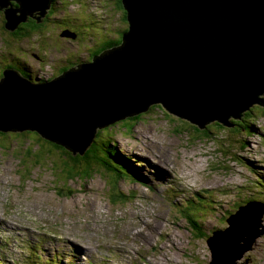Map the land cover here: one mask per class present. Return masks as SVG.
I'll return each instance as SVG.
<instances>
[{
    "label": "rangeland",
    "instance_id": "rangeland-1",
    "mask_svg": "<svg viewBox=\"0 0 264 264\" xmlns=\"http://www.w3.org/2000/svg\"><path fill=\"white\" fill-rule=\"evenodd\" d=\"M115 1H53L54 18H78L74 28L82 35L77 41H55L59 47L49 43L48 53L37 50L36 36H11L0 11V76L18 55L42 83L59 73V61L83 60L114 36L111 30L125 26ZM48 28L56 37L58 30ZM257 106L251 116L248 110L229 119L231 127L211 122L199 129L161 106L117 123L111 137L128 156L130 176H109L94 166L68 177L69 167L63 166L68 150L26 130L0 135V263L217 262L207 241L226 230L238 210L256 214L264 205V111ZM245 201L256 204L245 206ZM188 215L201 218L197 228ZM259 229L264 231V214ZM235 263L264 264V233Z\"/></svg>",
    "mask_w": 264,
    "mask_h": 264
},
{
    "label": "water",
    "instance_id": "water-1",
    "mask_svg": "<svg viewBox=\"0 0 264 264\" xmlns=\"http://www.w3.org/2000/svg\"><path fill=\"white\" fill-rule=\"evenodd\" d=\"M10 1L0 0L9 31L27 15L45 13L50 3L15 0L13 8ZM121 1L128 29L119 46L41 84L13 69L3 71L0 132H37L72 155H84L97 129L151 105L199 129L211 122L231 127L230 118L260 106L264 0ZM259 206L256 214L238 210L227 220L229 227L207 241L217 259L210 264H233L251 249L264 233V205Z\"/></svg>",
    "mask_w": 264,
    "mask_h": 264
},
{
    "label": "trees",
    "instance_id": "trees-1",
    "mask_svg": "<svg viewBox=\"0 0 264 264\" xmlns=\"http://www.w3.org/2000/svg\"><path fill=\"white\" fill-rule=\"evenodd\" d=\"M16 5H18V3L15 0L10 1L11 7L17 8ZM52 6H53L52 4L49 5L48 9L43 14H39V13L36 14L35 12H33L30 15H27L25 20L20 21L13 31L7 30L5 28V23H3V28L5 30L11 32L10 33L11 36H18L19 39H21L22 37L30 39L31 37L36 36L38 38V39H36V41H38L37 50L40 53H48L46 50L50 48L49 43L52 44V41H53V44L57 45L55 43L54 32L49 30V28H48L50 24H52L55 28H58L59 30H61V28H63V27L71 28L74 30L75 23H80L78 21V18L77 19L66 18V19H61V20L55 19L54 16L52 15V13H53L52 12L53 11ZM114 7H116L117 9L122 11V20H123L124 25H125L122 28L123 33H124L128 29V21L126 18L127 11L124 9L121 0H116ZM78 15H80V14L78 13ZM64 30L68 31L69 29H64ZM68 32L75 34V32L72 30H69ZM105 32H107V31H105ZM109 37H111V36H109ZM112 38H114V36ZM112 38H110V39H112ZM46 40H48V42L44 43V41H46ZM122 42H123L122 35L121 36L119 35L118 41L116 43H118L117 45L119 46L120 44H122ZM57 47H58V45H57ZM9 54H12V53H9ZM12 55H18V53L12 54ZM14 61H15L14 65L13 64H9V65L7 64L6 66L15 69L16 71L19 72V74L23 78L32 81L34 79V76L32 74H30L27 71V69H25L24 66H22L27 60L18 55V58L14 59ZM19 62L22 65L19 64ZM35 81H36V79H35ZM155 106H160V105H151L149 108L150 112H151V110L155 109L154 108ZM257 107L259 109H261L262 111H264V96L262 97L260 107H259V105ZM249 111H250V116H251L252 115L251 112L253 113V109L250 108ZM144 114H147V113L144 112V113H141L137 116L128 117L125 120H134V119L139 118L141 115H144ZM230 119H232V118H230ZM216 125H217V128L221 126V124L218 122L215 123L214 126H216ZM113 126L114 125L104 127V130H99L97 132L96 137H95L94 143L91 145L90 148H88L85 151L84 155L78 154L76 156H72L71 152L68 149H66L62 146H59L60 149L64 148V149L69 151V153H67V158L65 160H63L64 168L69 167V170H66L68 177H69V175H72V173L75 169L76 170L79 169V172L82 171L84 174H86L87 172H91L93 170L94 166L102 167L103 172L109 174V176H110V174L116 175L117 173L119 175L122 173L129 175V176L131 175L130 174V168L131 167H129L126 164L127 158H124V156L119 154L120 149H118L117 145L113 142L104 141L101 138V135H103V131L105 132L106 135H108L109 129ZM25 133H29V132H25ZM34 133L36 135H38L36 132H34ZM0 135L1 136H9V134H4L2 132H0ZM16 135L19 136L20 134H16ZM109 143H111V145ZM52 144H53V146L55 145L54 143H52ZM54 147H56V145ZM125 157H127V155H125ZM106 162H108L109 164H106ZM117 166L121 167V171L118 168H116ZM69 172H70V174H69ZM118 177H120V176H118ZM114 179H116V177ZM116 181H117V179H116ZM186 219L193 226H195L196 228L198 227L199 223H198L197 218H194L193 216L188 215V216H186Z\"/></svg>",
    "mask_w": 264,
    "mask_h": 264
},
{
    "label": "flooded vegetation",
    "instance_id": "flooded-vegetation-1",
    "mask_svg": "<svg viewBox=\"0 0 264 264\" xmlns=\"http://www.w3.org/2000/svg\"><path fill=\"white\" fill-rule=\"evenodd\" d=\"M53 1H56V0H53ZM115 3H116V1H115ZM52 7H53L52 8L53 9L52 12H56L57 11L56 6L53 5ZM106 26L107 25L105 24V27ZM54 29L58 30V33L56 34V37H55V41L56 42H61V41H63V42L77 41L81 37V35H82L81 33H78V31L75 28L73 30L71 28L63 27V28H61V30H59L58 28H55L54 27ZM64 29H69V30L74 31L75 32V38L73 39L70 36L62 35L63 31H65ZM97 29L101 32V31H103L104 28L103 29L102 28H97ZM110 32L114 35V38H112V39H110V38L109 39L108 38H104L100 42V44H96L95 45V47H94L95 50L94 51L90 50V51L87 52V56L83 60L72 61L69 58V59H63V60L59 61V64L56 66L57 67V70L59 71V73L56 74V75L62 74L64 71H66L68 69H71V68H75L76 66H78V65H80L82 63L89 62V61H91V58H93L95 55L99 54L100 52H102V51H104L106 49H109V48H112V47L117 46L118 43H116V42L118 41L119 35L120 36L122 35L123 29L122 28H120V29L119 28H116L114 30H111ZM52 44H53V41H52ZM75 58H77V57H75Z\"/></svg>",
    "mask_w": 264,
    "mask_h": 264
},
{
    "label": "clouds",
    "instance_id": "clouds-1",
    "mask_svg": "<svg viewBox=\"0 0 264 264\" xmlns=\"http://www.w3.org/2000/svg\"><path fill=\"white\" fill-rule=\"evenodd\" d=\"M51 4L54 5V6H56V8H57V6H58L57 4H55V3L53 2V0H50L49 5H51ZM47 9H48V8H47ZM47 9H46V10H47ZM57 10H58V9H57ZM1 12H2V14H3V10H2ZM35 12H36V11H35ZM45 12H46V11H45ZM3 16H4V14H3ZM66 32H68V31H67V30H66V31H63L62 35L72 34V33H70V32H68V33H66ZM72 35H74V37H71V36H70V37L74 39V38H75V34H72ZM66 36H67V35H66ZM97 55H98V54H97ZM97 55H95V56H97ZM95 56H94V57H95ZM94 57H93V58H94ZM93 58H91V61H92ZM89 62H90V61H89ZM86 63H88V62H86ZM82 64H84V63H82ZM82 64H81V65H82ZM23 66L25 67V69H28V67H29V66H27L25 63L23 64ZM55 67H56V66H55ZM5 69H13V68H11V67H7V66H6L5 68H3L0 78L3 77V71H4ZM34 69H35V68H34ZM71 69H73V68H71ZM74 69H75V68H74ZM13 70H15V69H13ZM35 70H37V69H35ZM69 70H70V69L64 71L63 73H65V72H67V71H69ZM15 71H16V70H15ZM27 71H28V70H27ZM37 71H39V70H37ZM41 71H42V70H41ZM28 72H29V71H28ZM17 73L19 74L18 71H17ZM29 73H30V72H29ZM63 73H62V74H63ZM30 74H31V73H30ZM62 74L55 75V76H50V74H49V78H48V79H45L44 82L54 80V79L58 78L59 76H61ZM19 75H20V74H19ZM20 76H21V75H20ZM21 77H22V76H21ZM22 78H23V77H22ZM24 79H25V78H24ZM26 80H27V79H26ZM27 81H29L30 83H33V84L35 83V82H34L35 79H33L32 81H30V80H27ZM44 82H43V83H44ZM41 83H42V82H41ZM35 84H36V83H35ZM178 118H179V117H178ZM124 120H125V119H124ZM124 120H122V121H117V122H115V123H113V124H111V125H108V126L115 125V124H117V123H119V122H123ZM186 121H187V120H186ZM108 126H107V127H108ZM205 128H206V127H205ZM99 130H100V129H97V131H96V135H97V132H98ZM101 130H104V128H101ZM14 132H21V131H9V132H5L4 134H10V133H14ZM25 132H31V133H34V132H32V131H28V130H26ZM2 133H3V132H2ZM36 133H37V132H36ZM37 134H38V133H37ZM38 135H39V134H38ZM96 135H95V137H96ZM107 136H111V129H109V134H108V135H106L105 132L103 131V135H101V138H102L104 141H107V139H106ZM39 137L41 138L40 135H39ZM95 137H94V139H93V143H94ZM111 138H112V137H111ZM44 140H45V139H44ZM109 142H110V138H109ZM112 142H113V141H112ZM49 143H50V142H49ZM93 143H92V144H93ZM114 143H115V142H114ZM50 144H52V143H50ZM92 144H91V145H92ZM52 145H53V144H52ZM91 145H90V146H91ZM90 146H89V148H90ZM71 154H72V153H71ZM84 154H85V153H84ZM119 154H121L122 156H124V158H126V157H125V154H124V153L122 154L121 151L119 152ZM76 155H78V154H76ZM76 155H72V156H76ZM106 164H109V163L106 162ZM116 179H117V181H119V180H120V177H116ZM116 179H114L115 182H117ZM247 252H248V251H247Z\"/></svg>",
    "mask_w": 264,
    "mask_h": 264
},
{
    "label": "bare ground",
    "instance_id": "bare-ground-1",
    "mask_svg": "<svg viewBox=\"0 0 264 264\" xmlns=\"http://www.w3.org/2000/svg\"><path fill=\"white\" fill-rule=\"evenodd\" d=\"M98 28V27H97ZM35 83L36 84H41V81H35ZM110 145H111V143H109ZM118 149H120V148H118ZM126 158H128V156L126 157ZM158 187V186H157ZM245 205H249L250 204V201H245V203H244ZM203 206H211V205H203ZM190 214V213H189ZM191 216H193L194 217V215H191ZM198 220H201V218H197ZM8 225H10V224H8ZM9 227V226H8ZM176 237V236H175ZM150 239V237H147V240H149ZM147 240H146V242H147ZM178 245H180L179 243H178ZM119 248V250L120 251H122V249L120 248V247H118ZM124 249H125V247H124ZM171 261H173L172 259H171ZM154 263H155V261H153ZM87 263V262H86ZM23 264H27V263H23ZM157 264H162V263H157ZM234 264V263H233ZM236 264V263H235Z\"/></svg>",
    "mask_w": 264,
    "mask_h": 264
}]
</instances>
